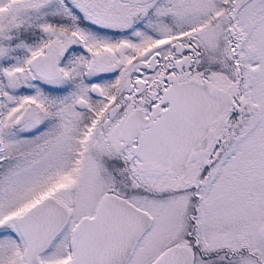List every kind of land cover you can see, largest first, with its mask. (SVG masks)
<instances>
[{"label":"snow or ice","instance_id":"snow-or-ice-1","mask_svg":"<svg viewBox=\"0 0 264 264\" xmlns=\"http://www.w3.org/2000/svg\"><path fill=\"white\" fill-rule=\"evenodd\" d=\"M0 264H264V0H0Z\"/></svg>","mask_w":264,"mask_h":264}]
</instances>
